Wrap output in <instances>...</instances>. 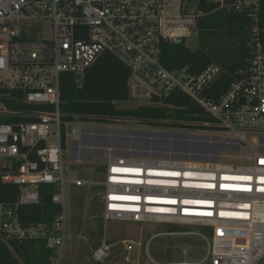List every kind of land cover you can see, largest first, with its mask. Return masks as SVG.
Here are the masks:
<instances>
[{"label": "built area", "instance_id": "1", "mask_svg": "<svg viewBox=\"0 0 264 264\" xmlns=\"http://www.w3.org/2000/svg\"><path fill=\"white\" fill-rule=\"evenodd\" d=\"M201 1L0 0V120H8L0 123L1 181L21 189L15 202L0 203L3 243L44 240L54 252L52 264H64L65 189L71 184L98 192L106 227L114 222L206 228L203 235L186 234L208 238L207 264H264V151L257 141L261 137L255 138L264 131V0H206L219 10L246 15L254 32L249 70L218 100L207 93L222 73L219 66L193 76L162 64L164 42L179 44L198 36L199 20L206 16ZM31 23L49 24L51 36L33 37ZM108 53L130 71L126 103L163 106L175 92L184 93L215 120L217 133L237 150L217 161L111 152L104 179L67 180V144L80 141L83 128L73 127L77 117L62 122L63 76L73 74L75 85L82 88L86 71ZM23 104L28 108H20ZM42 185L56 188L52 201L61 213L52 225L26 226L19 219L20 209L42 204ZM121 243L126 261L142 246L133 239ZM114 245L105 236L91 252V262L111 260Z\"/></svg>", "mask_w": 264, "mask_h": 264}, {"label": "trees", "instance_id": "2", "mask_svg": "<svg viewBox=\"0 0 264 264\" xmlns=\"http://www.w3.org/2000/svg\"><path fill=\"white\" fill-rule=\"evenodd\" d=\"M201 4L206 16L197 25V49H188L185 41L180 44L164 42L161 47L162 64L171 71L186 69L193 76H199L210 66H219L222 73L207 93L209 98L218 100L249 70L255 52L251 45L254 32L246 15L219 10L206 0H202ZM261 18L260 43L264 50V10ZM86 72L82 88L75 85L74 79L62 85L60 109L63 123L71 122L75 117L80 123L103 125H110L114 120L130 119L152 128L219 131L215 120L189 96L180 92L166 99L163 106L119 107L118 103H126L129 98L127 81L130 71L112 54L102 55ZM20 108L28 107L23 104ZM1 122L8 120L1 119ZM40 192L42 204L22 206L20 209L19 219L26 226L52 225L61 213V207L52 201L56 188L42 185ZM20 194V187L1 181L0 170V203L15 202ZM99 225L98 233H91L93 237H100L96 247L103 239L104 225ZM207 231L202 229V233ZM108 243L113 245L111 240ZM53 257L54 252L47 248L44 240L12 242L10 246L0 240V264H52Z\"/></svg>", "mask_w": 264, "mask_h": 264}, {"label": "rangeland", "instance_id": "3", "mask_svg": "<svg viewBox=\"0 0 264 264\" xmlns=\"http://www.w3.org/2000/svg\"><path fill=\"white\" fill-rule=\"evenodd\" d=\"M30 34L37 38L50 37L49 24L31 23ZM188 49L198 47V36L191 35L185 39ZM73 74L63 76V83L73 82ZM119 107H133L129 102L120 103ZM74 126L83 128L80 141H68L65 152V177L104 179L106 161L112 153L132 155L136 158L164 159L175 156L180 160H211L237 150L229 146L222 134L210 131L174 130L143 126L133 120L126 124L103 125L99 123L74 122ZM261 150L264 151V131L256 132ZM247 153L250 149L245 150ZM104 167L99 170L98 168ZM66 215L68 219V241L64 252V264H93L91 252L100 241L91 233H98L99 224H103V238L115 244L113 257L105 264H207L206 258L210 247L206 237L186 234H202V229L191 226L161 225L149 223L125 224L110 223L107 227L102 222V200L96 190L66 185ZM172 230L173 232H169ZM185 232L186 236L170 233ZM207 236V235H206ZM133 239L142 246L132 252L129 261L122 255L123 240ZM103 240V239H102Z\"/></svg>", "mask_w": 264, "mask_h": 264}, {"label": "water", "instance_id": "4", "mask_svg": "<svg viewBox=\"0 0 264 264\" xmlns=\"http://www.w3.org/2000/svg\"><path fill=\"white\" fill-rule=\"evenodd\" d=\"M80 29H82V28H77V29H76V32H78ZM83 29H85V30H84L85 32L88 31L86 28H83ZM179 44H180V43H179ZM119 104H120V103H118V106H119ZM147 156H149V155L147 154L146 157H147ZM168 157H169V156L167 155V156L165 157V159L168 158ZM172 157H173V158H176L175 156H172ZM202 160H203V159H202ZM204 160H207V159H204ZM212 160H213V161H217V159H212Z\"/></svg>", "mask_w": 264, "mask_h": 264}, {"label": "crops", "instance_id": "5", "mask_svg": "<svg viewBox=\"0 0 264 264\" xmlns=\"http://www.w3.org/2000/svg\"><path fill=\"white\" fill-rule=\"evenodd\" d=\"M65 262V261H64Z\"/></svg>", "mask_w": 264, "mask_h": 264}]
</instances>
